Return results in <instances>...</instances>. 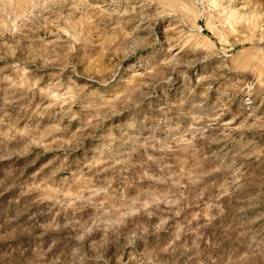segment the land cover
<instances>
[{"label":"rangeland","instance_id":"obj_1","mask_svg":"<svg viewBox=\"0 0 264 264\" xmlns=\"http://www.w3.org/2000/svg\"><path fill=\"white\" fill-rule=\"evenodd\" d=\"M0 264H264V0H0Z\"/></svg>","mask_w":264,"mask_h":264}]
</instances>
